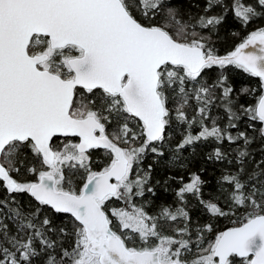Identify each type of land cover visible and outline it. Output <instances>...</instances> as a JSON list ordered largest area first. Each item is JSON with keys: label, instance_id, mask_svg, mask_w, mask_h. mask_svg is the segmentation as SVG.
Masks as SVG:
<instances>
[{"label": "snow or ice", "instance_id": "obj_1", "mask_svg": "<svg viewBox=\"0 0 264 264\" xmlns=\"http://www.w3.org/2000/svg\"><path fill=\"white\" fill-rule=\"evenodd\" d=\"M229 11L247 26L264 20V0H205L197 15L179 0H0V264H264V26L220 54ZM230 67L260 81L258 96L240 90L255 102L239 114ZM218 101L226 127L211 116ZM241 115L260 138L259 159L248 150L254 137L229 131ZM174 122L187 126L176 160L201 140L235 146L230 160L222 147L208 157L235 165L218 181L223 205L199 203L213 217L240 213L239 226L193 230L184 206L153 215L136 202L155 195L145 159H167ZM202 184L194 173L176 195L199 197ZM61 214L71 220L58 223Z\"/></svg>", "mask_w": 264, "mask_h": 264}, {"label": "trees", "instance_id": "obj_2", "mask_svg": "<svg viewBox=\"0 0 264 264\" xmlns=\"http://www.w3.org/2000/svg\"><path fill=\"white\" fill-rule=\"evenodd\" d=\"M228 2L230 3V0H228ZM179 4L186 12L197 15L203 13L205 0H179ZM220 11L219 8H214L209 14H219ZM263 25L264 20L256 19L249 25L243 26L240 21L234 17L231 11L227 12L224 22L218 26L219 40L217 41L216 46L219 49L220 54H224L226 51L231 50L234 45L242 42V39L247 33ZM233 32L238 33V35L233 36ZM215 74L216 73L213 72V75ZM226 75L228 76V85L234 89L232 93V98L236 101L234 110H237L239 114L240 105L248 106L255 102V97L251 92H249V94H241L240 90L244 87L257 89L255 96H258L260 94L258 89L260 81L258 78H253L243 71L236 70L232 67L228 69ZM217 95H219V93H217ZM192 103L193 105L195 104L194 101ZM187 114L191 116L193 114V109L189 108ZM211 116L219 117L218 123L221 127L227 126V120L224 118V110L220 106L219 101L211 109ZM251 123L252 122L246 116L241 115V118L236 121L237 127L235 129H230L229 131H231L233 135H236L238 131H246L249 137H254V142L249 146L248 150L253 156L259 159L262 144L258 134L255 133L253 128L249 127V124ZM257 127H259L258 124ZM186 130L187 126L178 122H174L168 129L170 140L163 147V151L167 157L163 162L158 163L157 161L159 158L152 154H149L146 157L145 166L148 163L154 164L153 186L155 195L146 194L143 198H137L136 202L138 204L146 203L148 210L153 215L157 214L164 206H169L172 209L184 206L191 216L190 228L193 230L196 227L205 225L209 222L213 224L216 232L239 225L238 221L241 218L240 213H237L236 216L213 217L210 213L206 212L204 207L199 203V199L202 198L205 201L217 202L218 204L223 205L224 198L228 193L222 190V185L218 181L222 173L233 170L235 165L229 164L228 160L217 161L215 159H209L208 157L216 147H222L223 151L229 153L228 159L230 160L235 155V152L232 151L235 146H230L227 141H224L221 145L220 142L213 139L207 141L201 140L191 146H187L182 152L177 153L179 159L176 160L172 156V152L175 151L177 142L181 140V137L184 134H186ZM199 130L198 125L193 126L191 129L194 134H198ZM102 155L103 153L101 151H94L93 156L96 160V163L93 165L94 170H98L102 166ZM173 160L175 162L170 163V161ZM165 173H167V176ZM194 173L199 174L203 181L200 196L197 197L193 194H186L185 200L182 203L176 193L183 183L190 182L191 176ZM168 176H173L176 179H167ZM181 177L183 178L182 181L180 179ZM157 180H160L161 182L156 184L155 181ZM164 180H167V183H165ZM82 183L83 180L81 175L77 173L73 177V186L79 188L82 186ZM18 199L22 202H28L31 198L27 194H22ZM117 204L118 202L116 201L111 202V206H117ZM119 206L123 205L121 204ZM45 211H47V209ZM61 220L68 222L71 220V217L61 214L58 217L57 222L59 223ZM234 221L237 222L234 223ZM182 225V220H178L175 223L168 222V224L165 225V231L172 234V227ZM176 238L179 237L177 236Z\"/></svg>", "mask_w": 264, "mask_h": 264}, {"label": "flooded vegetation", "instance_id": "obj_3", "mask_svg": "<svg viewBox=\"0 0 264 264\" xmlns=\"http://www.w3.org/2000/svg\"><path fill=\"white\" fill-rule=\"evenodd\" d=\"M263 26H264V25H263ZM73 139H75V138H73ZM64 141H65V138H62V137H60L59 139L54 138V140H53V144H54V146L59 147V146H61V145L63 144ZM99 151L102 152V150H99ZM98 170H99V169H98ZM237 226H239V225H237ZM233 227H236V226H233ZM229 228H231V227H229ZM225 230H226V229H225Z\"/></svg>", "mask_w": 264, "mask_h": 264}, {"label": "water", "instance_id": "obj_4", "mask_svg": "<svg viewBox=\"0 0 264 264\" xmlns=\"http://www.w3.org/2000/svg\"><path fill=\"white\" fill-rule=\"evenodd\" d=\"M63 138V137H62ZM227 230V229H226Z\"/></svg>", "mask_w": 264, "mask_h": 264}]
</instances>
